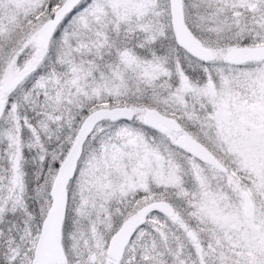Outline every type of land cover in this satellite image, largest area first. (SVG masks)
Returning a JSON list of instances; mask_svg holds the SVG:
<instances>
[{
  "label": "snow or ice",
  "instance_id": "snow-or-ice-1",
  "mask_svg": "<svg viewBox=\"0 0 264 264\" xmlns=\"http://www.w3.org/2000/svg\"><path fill=\"white\" fill-rule=\"evenodd\" d=\"M0 264H264V0H0Z\"/></svg>",
  "mask_w": 264,
  "mask_h": 264
}]
</instances>
